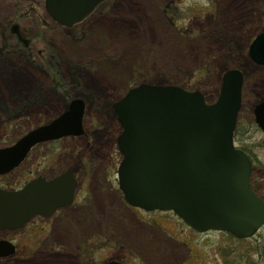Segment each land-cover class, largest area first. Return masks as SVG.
I'll return each instance as SVG.
<instances>
[{
	"label": "rangeland",
	"instance_id": "374dc122",
	"mask_svg": "<svg viewBox=\"0 0 264 264\" xmlns=\"http://www.w3.org/2000/svg\"><path fill=\"white\" fill-rule=\"evenodd\" d=\"M263 30L264 0H106L70 27L47 13L44 0H0V148L51 122L74 98L85 102L79 135L38 144L0 176V187L19 188L39 175L74 173V201L51 217L58 231L43 248L71 255L97 233L101 247L85 264H264V224L241 239L195 231L172 211L127 204L118 186L122 155L113 108L141 83L199 90L212 103L224 73L242 70L235 141L253 157L252 184L264 197V132L253 112L264 99V65L248 54ZM34 228L26 229L32 240L20 234L19 247L38 249L45 233ZM33 252L28 261L0 264H78Z\"/></svg>",
	"mask_w": 264,
	"mask_h": 264
},
{
	"label": "water",
	"instance_id": "95a60500",
	"mask_svg": "<svg viewBox=\"0 0 264 264\" xmlns=\"http://www.w3.org/2000/svg\"><path fill=\"white\" fill-rule=\"evenodd\" d=\"M102 1L45 0V6L59 24L72 26ZM249 55L264 65V31L251 43ZM243 80L240 69L226 71L214 103L206 102L199 90L150 83L130 88L114 103L122 127L118 184L129 204L171 209L198 231L226 230L246 237L261 227L264 199L250 187L252 162L233 139ZM84 107V100L75 98L51 122L0 148V175L18 166L34 145L79 135ZM254 115L264 132V100ZM75 190L69 170L51 179L38 176L17 190L0 188V229H17L36 215L50 216L73 202ZM0 247L5 254L13 251L4 241Z\"/></svg>",
	"mask_w": 264,
	"mask_h": 264
},
{
	"label": "flooded vegetation",
	"instance_id": "af4514ba",
	"mask_svg": "<svg viewBox=\"0 0 264 264\" xmlns=\"http://www.w3.org/2000/svg\"><path fill=\"white\" fill-rule=\"evenodd\" d=\"M51 219H52L51 217L50 218L36 217L29 223H26L25 225H23L21 228L0 229V240L8 241V242H5L6 245H10L9 243H12L13 245V251L9 255H2L5 253L6 249L3 247H0V262H8L12 260L24 262V261L30 260V258L32 257V254L30 255V253L33 252L30 249L31 247H28L27 245H23L22 248L19 247L20 243L18 240V237L20 236V234H22L23 236L32 237L30 240H32L33 237H35V234L33 232L26 231V229L29 226H34L35 230H42L45 233L44 235L41 236V238H39V240L37 239V241L39 242V247L36 251H40V252L44 251L49 254H52V253L57 254L58 257L60 258L58 263H62L63 261H65L66 260L65 258L67 259L75 258L78 264H82V263L85 264L86 262H89L90 259H93L96 250L100 249L101 247V242H100L101 240L99 239L97 233H93L94 235L93 237L96 239H93V241L92 240L85 241L87 243H84V246L81 247L80 252L74 253L71 255H69L68 252H64V251L62 252L58 250L51 251L52 249L49 250V248H43V246L47 245L48 242L54 241L53 240L54 232L58 231L57 225L54 222L52 223L49 222ZM55 243L63 244L62 242L58 240H55ZM36 251H34L33 253H35ZM107 261L103 262V264H105ZM119 261L121 262V260Z\"/></svg>",
	"mask_w": 264,
	"mask_h": 264
},
{
	"label": "bare ground",
	"instance_id": "6f19581e",
	"mask_svg": "<svg viewBox=\"0 0 264 264\" xmlns=\"http://www.w3.org/2000/svg\"><path fill=\"white\" fill-rule=\"evenodd\" d=\"M111 26V25H110ZM112 27V26H111ZM110 28V27H109ZM113 29H114V27H112ZM111 29V28H110ZM98 80L100 79L99 77L97 78ZM96 79V80H97ZM108 81V80H107ZM157 85V84H156ZM123 97V95L120 97V98H118L116 101H118L119 99H121ZM116 101H114V103L116 102ZM114 103H113V105H114ZM68 107H69V104H67V106L65 107V109H68ZM113 108H114V106H113ZM115 111V110H114ZM119 127H120V132H119V135H120V133L122 132V127H121V125L119 124ZM118 135V136H119ZM118 138V137H117Z\"/></svg>",
	"mask_w": 264,
	"mask_h": 264
},
{
	"label": "trees",
	"instance_id": "16d2710c",
	"mask_svg": "<svg viewBox=\"0 0 264 264\" xmlns=\"http://www.w3.org/2000/svg\"><path fill=\"white\" fill-rule=\"evenodd\" d=\"M238 122H239V121H238ZM237 125H238V124H237ZM237 129H238V128H236V133H237ZM235 135H236V134H235ZM243 149H244V148H243ZM244 150H245V149H244ZM246 151L249 153V151H248V150H246Z\"/></svg>",
	"mask_w": 264,
	"mask_h": 264
}]
</instances>
